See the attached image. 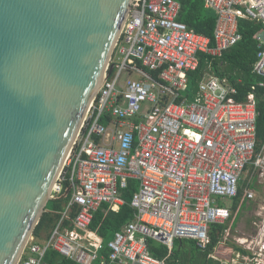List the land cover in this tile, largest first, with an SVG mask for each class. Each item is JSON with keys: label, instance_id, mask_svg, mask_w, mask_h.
Returning a JSON list of instances; mask_svg holds the SVG:
<instances>
[{"label": "built area", "instance_id": "built-area-1", "mask_svg": "<svg viewBox=\"0 0 264 264\" xmlns=\"http://www.w3.org/2000/svg\"><path fill=\"white\" fill-rule=\"evenodd\" d=\"M203 2L217 15L214 46L211 38L179 21L180 0H133L102 84L52 189L55 200L69 182L71 199L47 243L29 241L20 264H50L44 260L50 249L78 264H165L150 254L148 240L170 252L183 239L206 248L212 225L232 221V226V207L221 206L220 199L239 196L249 167L264 175L255 98L250 94L248 101L237 102L234 85L214 73H206L190 91L189 74L203 55L221 58L241 41V19L264 26V0ZM257 42L254 73L264 78V32ZM258 86L264 88V82ZM255 179H248L241 203L255 198ZM131 180L139 186L130 203L135 219L115 233L107 243L108 257L100 258L105 244L90 228L94 215L105 204L113 210L125 204L123 193ZM74 208L68 227L65 221ZM259 234L264 235V221ZM235 241L248 253L234 251L225 264H261L264 245L253 253L247 240Z\"/></svg>", "mask_w": 264, "mask_h": 264}, {"label": "water", "instance_id": "water-1", "mask_svg": "<svg viewBox=\"0 0 264 264\" xmlns=\"http://www.w3.org/2000/svg\"><path fill=\"white\" fill-rule=\"evenodd\" d=\"M132 2L0 0V264L48 211Z\"/></svg>", "mask_w": 264, "mask_h": 264}, {"label": "trees", "instance_id": "trees-1", "mask_svg": "<svg viewBox=\"0 0 264 264\" xmlns=\"http://www.w3.org/2000/svg\"><path fill=\"white\" fill-rule=\"evenodd\" d=\"M180 3L179 21L185 23L195 32L211 38V46H214L216 14L205 9L202 0H180ZM239 32L242 36L241 41L225 51L221 58L214 59L206 55L200 58L199 68L189 74V87L190 91L196 90L198 82L211 69L212 73L221 77H227L234 85L237 90L234 98L237 102H246L248 96L253 94L258 111L257 152H259L264 144V88L259 87L258 84L264 82V78L254 73V66L259 51L257 37L264 32V26L247 19H241L239 21ZM247 182L244 180L240 184L239 196L233 201L232 218H237L236 212L239 207L237 205H240L244 191L248 185ZM70 186V183L66 182L63 194L48 203V212L42 216L40 223L33 233L37 239L41 237L42 233H49L60 220L71 199L72 192L65 195ZM137 190L138 182L131 180L129 189L123 193L125 204L119 212L110 210L109 206L105 204L94 215L90 228L103 237L105 241L104 253L106 255L110 253L107 243L111 241L115 233L120 231L123 226L134 218L135 211L130 203L133 194ZM76 213L77 208H74L65 221V225L72 224ZM225 230L226 228L222 224L212 225L210 228V243L206 248L198 247L194 240L183 239L175 241L171 252L168 247L152 240L147 241L148 249L153 257L165 260V264H225L226 260L223 258L230 256L234 251H241L243 254L248 253L237 245L226 246L227 243L221 244ZM212 255L216 256L217 260L212 258ZM44 260L50 264H78L69 258L61 256L54 250L47 251Z\"/></svg>", "mask_w": 264, "mask_h": 264}, {"label": "rangeland", "instance_id": "rangeland-1", "mask_svg": "<svg viewBox=\"0 0 264 264\" xmlns=\"http://www.w3.org/2000/svg\"><path fill=\"white\" fill-rule=\"evenodd\" d=\"M132 78L138 79V76L133 75ZM251 176H256L254 186L255 198L249 202H240V205H237V207L239 206L240 211L232 226H229L232 221H228L227 224L223 226L224 228L230 227L232 229V233L227 239L226 246L237 245L235 238H241L247 240L246 242L249 241L248 243L245 241L242 242H245L246 247L250 246L253 253H259L264 245V235H258L264 221V175L262 176L260 173L258 174V171L254 174V171L249 167L244 173L245 181H248ZM233 201V199L221 198L219 204L230 208L234 204ZM223 240H225V234ZM228 258L230 257L228 256ZM223 259L226 260L227 257ZM261 264H264V258L261 259Z\"/></svg>", "mask_w": 264, "mask_h": 264}, {"label": "crops", "instance_id": "crops-1", "mask_svg": "<svg viewBox=\"0 0 264 264\" xmlns=\"http://www.w3.org/2000/svg\"><path fill=\"white\" fill-rule=\"evenodd\" d=\"M203 1V0H202ZM204 8L205 9H207V10H209L210 12H212V13H214V14H216V12L214 11V10H212V9H209V8H206L205 7V5H204ZM217 16V15H216ZM217 21V20H216ZM207 73H212L211 72V69H209L208 71H207ZM200 82V81H199ZM199 82H198V84H199ZM198 84H197V87H198ZM197 87H196V90H197ZM189 90H190V87H189ZM196 90H194V91H196ZM247 101H248V99H247ZM139 187V186H138ZM134 195V194H133ZM124 205V204H123ZM123 205H121L119 208H117V209H115V210H113V209H110V206H109V209L110 210H112V211H114V212H119L120 211V209H121V207L123 206ZM108 211V210H107ZM48 212V211H47ZM46 212V213H47ZM135 219V212H134V218L132 219V220H130L129 222H131V221H133ZM59 222V221H58ZM58 222H57V224H58ZM56 224V225H57ZM66 226H68V227H71L72 225L70 224V225H66ZM124 227V226H123ZM122 227V228H123ZM55 228V227H54ZM53 228V229H54ZM228 228V227H227ZM226 228V229H227ZM53 229L49 232V233H42L41 234V237L39 238V239H37L34 235H32V237H31V240L30 241H32V243H34V244H38V245H40V246H44L46 243H47V240H48V238H49V236H50V234H51V232L53 231ZM232 233V232H231ZM44 234H45V236H44ZM115 235V234H114ZM102 237V236H101ZM224 237V236H223ZM103 238V237H102ZM114 238V236L112 237V239ZM111 239V240H112ZM104 240V239H103ZM224 244V242H223V240H222V242H221V244ZM104 244H105V241H104ZM51 250V249H50ZM49 251V250H48ZM105 250H102V251H100V255H99V257L100 258H103V257H108V255H106L105 253ZM60 254V253H59ZM61 255V254H60ZM232 255V254H231ZM61 256H63V255H61ZM63 257H65V256H63ZM229 257H231V256H229ZM229 259L230 258H228V256H227V259L226 260H228L229 261ZM95 264H99L98 263V261L95 263Z\"/></svg>", "mask_w": 264, "mask_h": 264}]
</instances>
